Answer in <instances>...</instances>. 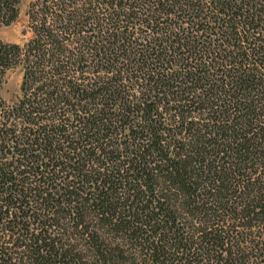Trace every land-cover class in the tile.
<instances>
[{"label":"trees","instance_id":"16d2710c","mask_svg":"<svg viewBox=\"0 0 264 264\" xmlns=\"http://www.w3.org/2000/svg\"><path fill=\"white\" fill-rule=\"evenodd\" d=\"M20 0H0V24ZM0 40V264H264V0H30Z\"/></svg>","mask_w":264,"mask_h":264},{"label":"rangeland","instance_id":"374dc122","mask_svg":"<svg viewBox=\"0 0 264 264\" xmlns=\"http://www.w3.org/2000/svg\"><path fill=\"white\" fill-rule=\"evenodd\" d=\"M30 0H20L19 3V16L9 25L0 24V40L9 43H22L30 32L27 26L26 10ZM21 69L20 67H13L8 70L2 79L0 97L6 103L14 102L20 93L21 82Z\"/></svg>","mask_w":264,"mask_h":264}]
</instances>
